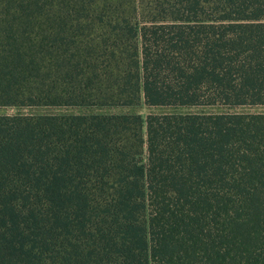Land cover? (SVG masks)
<instances>
[{"label":"trees","instance_id":"obj_1","mask_svg":"<svg viewBox=\"0 0 264 264\" xmlns=\"http://www.w3.org/2000/svg\"><path fill=\"white\" fill-rule=\"evenodd\" d=\"M0 105V264H264V0H0Z\"/></svg>","mask_w":264,"mask_h":264},{"label":"rangeland","instance_id":"obj_2","mask_svg":"<svg viewBox=\"0 0 264 264\" xmlns=\"http://www.w3.org/2000/svg\"><path fill=\"white\" fill-rule=\"evenodd\" d=\"M62 107H49V106H9V105H0V113H10L15 111L20 112H37V111H56L62 110ZM69 110V108H65ZM134 110H137L141 115H144L147 110H152L151 107H146L142 102L133 107ZM237 109L243 110H261L264 111V105L262 106H244Z\"/></svg>","mask_w":264,"mask_h":264}]
</instances>
